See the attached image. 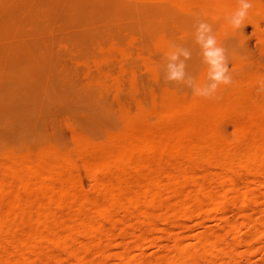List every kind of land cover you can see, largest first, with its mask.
Here are the masks:
<instances>
[{"label":"bare ground","instance_id":"6f19581e","mask_svg":"<svg viewBox=\"0 0 264 264\" xmlns=\"http://www.w3.org/2000/svg\"><path fill=\"white\" fill-rule=\"evenodd\" d=\"M173 1L185 9L194 0ZM218 1V12L227 9L230 14L238 7L237 0ZM202 8V13L214 15L215 11ZM251 14L264 21V2H253ZM222 36H216L219 44ZM260 36L264 45V34ZM172 44L163 35L154 39V46L165 56ZM129 46L136 49L133 43ZM129 46L113 41L92 63L129 59L137 51ZM236 58L240 73L219 101L167 91L151 106L137 104L135 113L123 109L122 127L108 133L105 141L87 139L74 130V150L45 145L35 163L21 153L4 151L0 157V249L8 253L0 254V264H29L26 257L39 264H109L111 259L118 260L113 264H217L215 257L205 258L199 252L210 241L208 232L191 236L192 242H185L179 234L189 231L187 220L203 225L212 217L210 212H226L225 206L235 199L245 205L252 200V189L264 188V93L257 92L264 67L248 71L249 62ZM145 64L154 74V64L149 59ZM123 67L114 76L110 70L103 71L95 84L104 90L107 80H112L117 86L126 75ZM206 72L205 67L197 78L199 83L205 82ZM225 121L233 126L231 138L222 130ZM80 169L90 176L89 193L82 189ZM164 195L176 200L162 213L159 202ZM236 215L252 228L264 230L262 206L257 218L243 210ZM213 218L221 223L225 220L215 214ZM231 224L229 234L237 239L240 224ZM159 225H164L162 231ZM137 227L140 233L134 246L154 243L156 231H175L166 255L146 262L131 257L127 247L115 251L121 246L113 241L115 229L122 230L124 238L128 228ZM213 237L221 260L227 259L220 264H237L236 245L225 241L218 230ZM51 246L65 252L57 255Z\"/></svg>","mask_w":264,"mask_h":264},{"label":"rangeland","instance_id":"374dc122","mask_svg":"<svg viewBox=\"0 0 264 264\" xmlns=\"http://www.w3.org/2000/svg\"><path fill=\"white\" fill-rule=\"evenodd\" d=\"M259 1L264 2L253 0ZM218 5V0H194L185 9L173 0H0V157L4 151L13 150L35 163L39 149L48 144L67 152L74 150V130L87 139L105 141L108 133L122 127L123 109L135 113L137 104L151 106L155 98L161 99L167 91L192 98L191 91L182 85L164 81L167 55L154 46V39L163 35L173 44L190 48L192 59L188 61V70L198 78L206 67L194 43V25L198 19L210 23L216 36L223 35L220 45L226 49L234 80L240 73L234 57L247 60L244 62H249L248 71L261 70L264 67V45L260 39L261 33L264 34L263 19L248 15L245 26L235 30L224 19L228 10L218 12ZM202 7L215 11L214 15L202 13ZM132 37L134 40H130ZM113 41L124 48L133 43L137 51H132L134 56L129 59L117 56L118 60L115 57L112 62L107 61L111 62L109 64H98L103 68L100 70L92 62L100 56L101 49ZM145 59L154 64L155 75ZM122 65L126 70L123 82L120 80L115 86L112 80H107V86L113 84L112 87L99 89L95 84L98 76L107 70L114 76ZM229 88L221 85L218 95L225 97ZM151 121H154L153 116ZM221 127L227 137L233 136L230 121L223 122ZM57 161L62 163L60 158ZM79 177L83 191L89 193L90 176L80 169ZM249 197L252 200L245 205L235 199L225 206L226 212H210L212 217L203 225L196 224L195 219L187 220L189 231L179 235L185 242L190 239L192 242L196 234L208 232L210 241L199 252L205 258L215 257L220 264L227 259L221 260L219 246L212 245L213 232L218 230L225 241L236 245L233 255L237 264H263L264 230L252 228L236 213L243 210L257 218L260 206L264 208V188L252 189ZM175 200L164 195L159 202L162 213ZM214 214L225 220L218 222ZM168 215V219H174L173 215ZM236 221L240 224V235L233 239L229 233L233 230L231 223ZM162 229L164 225H159V230ZM121 231L119 228L114 231L113 241L121 245L115 251L127 247L131 257L146 262L166 255L175 235L170 229L156 231L154 243L134 246L140 229L128 228L124 238ZM50 249L57 255L65 252L54 246ZM7 253L6 249H0V254ZM25 260L39 264L28 257ZM117 261L111 259L109 264Z\"/></svg>","mask_w":264,"mask_h":264},{"label":"clouds","instance_id":"9594fccd","mask_svg":"<svg viewBox=\"0 0 264 264\" xmlns=\"http://www.w3.org/2000/svg\"><path fill=\"white\" fill-rule=\"evenodd\" d=\"M237 4L238 7L224 18L226 23L235 30L245 26L244 22L253 9V0H237ZM194 28V43L199 48L201 62L207 68L205 82L199 83L197 77L188 70L192 50L177 44H172L167 53L163 79L166 83L182 85L190 90L193 96L219 101L222 98L218 95L220 86L229 88L236 83L230 71L229 57L226 49L218 43L210 23L198 19ZM257 92L264 93V80L258 81Z\"/></svg>","mask_w":264,"mask_h":264}]
</instances>
